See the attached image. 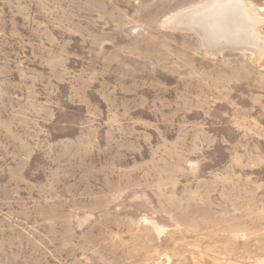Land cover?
<instances>
[{"label": "rangeland", "instance_id": "1", "mask_svg": "<svg viewBox=\"0 0 264 264\" xmlns=\"http://www.w3.org/2000/svg\"><path fill=\"white\" fill-rule=\"evenodd\" d=\"M206 1L0 0V264H264V51L168 28Z\"/></svg>", "mask_w": 264, "mask_h": 264}, {"label": "bare ground", "instance_id": "2", "mask_svg": "<svg viewBox=\"0 0 264 264\" xmlns=\"http://www.w3.org/2000/svg\"><path fill=\"white\" fill-rule=\"evenodd\" d=\"M200 4L173 14L169 26L166 24L168 28L195 32L204 50L212 55L227 48L259 56L264 51V38L257 34L258 25L264 21L253 15L245 0H208Z\"/></svg>", "mask_w": 264, "mask_h": 264}, {"label": "water", "instance_id": "3", "mask_svg": "<svg viewBox=\"0 0 264 264\" xmlns=\"http://www.w3.org/2000/svg\"><path fill=\"white\" fill-rule=\"evenodd\" d=\"M199 7H201V6H199ZM198 9V8H197ZM182 30H184V29H182ZM185 31H188V30H185ZM192 32V31H191ZM194 34H195V32H193ZM224 50H236V49H230V48H227V49H224ZM224 50H222V51H224ZM221 51V52H222ZM219 54V53H218Z\"/></svg>", "mask_w": 264, "mask_h": 264}]
</instances>
